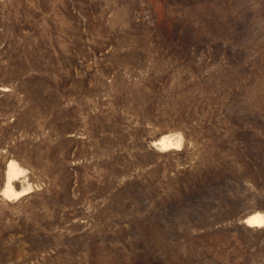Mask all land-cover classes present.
<instances>
[{
    "label": "rangeland",
    "instance_id": "obj_1",
    "mask_svg": "<svg viewBox=\"0 0 264 264\" xmlns=\"http://www.w3.org/2000/svg\"><path fill=\"white\" fill-rule=\"evenodd\" d=\"M256 214L264 0H0V264H264Z\"/></svg>",
    "mask_w": 264,
    "mask_h": 264
},
{
    "label": "bare ground",
    "instance_id": "obj_2",
    "mask_svg": "<svg viewBox=\"0 0 264 264\" xmlns=\"http://www.w3.org/2000/svg\"><path fill=\"white\" fill-rule=\"evenodd\" d=\"M163 140H165V138H163ZM161 142H162L161 149L163 147L165 148V147L171 145L170 143L168 144L167 140L166 141H161ZM172 144H173V142H172ZM166 149L167 148H165V150ZM19 174L20 173H19V171L17 169L16 164L13 163V162H11L9 164V166H8V172H7V176H8V178H7V185H6V193L7 194H11L12 195L13 193H15L14 192V189H13L12 183L17 180V177H18ZM18 194H20V193H17V195ZM246 223H247V226L250 227V228H254V227L259 228V227H262V226H264V215H260V214L253 215V216H251V217H249L247 219Z\"/></svg>",
    "mask_w": 264,
    "mask_h": 264
}]
</instances>
